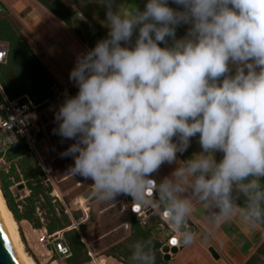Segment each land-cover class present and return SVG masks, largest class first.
Listing matches in <instances>:
<instances>
[{"label": "clouds", "instance_id": "obj_1", "mask_svg": "<svg viewBox=\"0 0 264 264\" xmlns=\"http://www.w3.org/2000/svg\"><path fill=\"white\" fill-rule=\"evenodd\" d=\"M97 2L107 35L77 54L78 90L54 113L53 133L74 141L60 153L69 172L101 200L155 204L184 245L195 210L210 234L233 219L264 230V0ZM197 136L201 150L178 158ZM165 163L175 167L157 183ZM130 250V264H155L151 240Z\"/></svg>", "mask_w": 264, "mask_h": 264}, {"label": "crops", "instance_id": "obj_2", "mask_svg": "<svg viewBox=\"0 0 264 264\" xmlns=\"http://www.w3.org/2000/svg\"><path fill=\"white\" fill-rule=\"evenodd\" d=\"M57 1L62 4L61 0ZM71 1L75 5V11L62 4L72 12L71 27H69L36 0H0L7 9V14L21 25L22 32L33 53L40 58L56 85L61 89L70 86L71 92L76 94L78 89L69 80V72L74 67L77 54L94 47L97 40L106 37L108 29L104 23L106 19L105 5L98 3L97 0ZM132 3L133 6L143 10L146 0H135ZM169 3L172 7H178L172 4L171 0ZM127 4V0H113V9L121 7L126 11L130 8ZM79 12L83 13L85 19L78 18ZM90 27L95 30V35L91 32ZM187 27V25L177 27V38L185 34ZM193 138L186 151L187 155L178 154V158L185 159L201 150L198 136ZM41 146H45L44 140L39 143V147ZM217 160L219 159L217 158ZM174 167V164L165 163L151 174V178L159 183ZM261 182L264 183V181ZM89 189H91L89 196H79L74 199L75 203L82 200L80 205L84 209L87 207L89 209V204L92 206L93 202H90L89 199L96 195L92 184ZM118 196L117 205L124 199V194ZM125 216L128 220L130 213ZM202 217L201 210L194 211L189 220L195 228L194 241L189 245L181 246L170 260L165 262L166 264H219L223 261L228 264H264V230L252 229L238 219H233L222 223L214 233L210 234ZM151 219L159 220L158 216L152 215L146 221L149 222ZM22 222L26 223L27 221ZM154 235L162 246L168 244L170 240L169 232L159 231L157 227H155ZM210 247L218 254L217 259L208 251Z\"/></svg>", "mask_w": 264, "mask_h": 264}, {"label": "trees", "instance_id": "obj_3", "mask_svg": "<svg viewBox=\"0 0 264 264\" xmlns=\"http://www.w3.org/2000/svg\"><path fill=\"white\" fill-rule=\"evenodd\" d=\"M36 1L71 27L72 12L69 9L59 2L52 5L50 0ZM0 41L8 46L6 62L0 64V104L3 102L2 94L9 100L26 95L33 104H40L47 99L51 95V86L56 84L55 80L45 69L40 58L33 53L19 22L8 14L0 13ZM39 137H42V134ZM5 159L8 166L6 170L0 171V190L15 221L18 223L27 221L32 224L33 229L44 228L49 235L69 228L74 217L78 218V214L69 215L60 206V214L57 216L56 205L60 202L50 197L49 187H44L43 171L30 148L20 141L6 152ZM20 182L24 183L23 187L29 191V195L22 201H16L10 189ZM21 187L19 185L16 189ZM42 218L47 221L45 225L40 220ZM128 222V235L112 245L107 256L117 259L121 264H130V244L138 239H146L152 241L155 264H166L160 252L162 245L154 235L159 220L142 223L140 218L130 214ZM80 225L79 228L69 229L63 233L70 251L65 264H84L91 258L82 241L85 227Z\"/></svg>", "mask_w": 264, "mask_h": 264}, {"label": "rangeland", "instance_id": "obj_4", "mask_svg": "<svg viewBox=\"0 0 264 264\" xmlns=\"http://www.w3.org/2000/svg\"><path fill=\"white\" fill-rule=\"evenodd\" d=\"M134 1L135 0H127V6L131 8L134 5L132 3ZM56 2L58 1L50 0L52 5H55L54 3ZM117 4L119 5L118 1ZM74 22L76 21L74 20ZM41 119L45 124V132L43 133L45 146L39 147L38 153L43 159L44 165L52 169L51 177L54 180L53 186L45 184L44 187L50 188V197L51 194H55L61 198L57 199L60 202L59 205H56L57 216L60 214L61 206L64 210L68 209V214L77 213L78 218L74 217L73 221L79 222V220L84 217V212L81 209H73L75 208L74 199L79 196H89L91 194V189L89 188L93 181L90 178H84L80 175L74 176L69 172V168L74 164V160L71 156L61 157L60 153L68 148L74 141L71 139H63L53 133V129L58 126L54 119V114L42 116ZM192 139L194 138H191V140ZM184 155H187V153L184 152ZM221 155V153H217L216 157L221 158ZM20 185L22 186L21 188L16 189L14 185L10 190H12V192L16 190L21 192V190L24 189V183L20 182ZM118 198L119 196L113 201H107L101 200L95 195L89 199L93 204L92 206L89 204L88 216H85V218L80 221L81 225L85 227L82 241L91 257L90 260L84 264H121L117 259L107 256L110 247L123 240L128 235V230L122 227L123 223L127 221V218L124 214L119 212L118 205L116 204ZM153 221L154 220L151 219L149 222ZM41 222L44 225L47 223L43 218ZM17 224L24 250L36 264H52L53 261H57L53 264H65L64 258L58 257L50 251V242L39 241L41 230L33 229L32 224L29 222H17Z\"/></svg>", "mask_w": 264, "mask_h": 264}, {"label": "built area", "instance_id": "obj_5", "mask_svg": "<svg viewBox=\"0 0 264 264\" xmlns=\"http://www.w3.org/2000/svg\"><path fill=\"white\" fill-rule=\"evenodd\" d=\"M7 52V44L5 42L0 41V64H4L6 62ZM50 90L51 95L40 104L31 103L28 96L26 95L15 100H9L2 94L3 102L0 104V171L6 170L8 166V162L5 159L6 152H8V150L13 145L22 141L30 148L31 152L35 155L38 164L43 171L45 184L53 186L54 180L51 177L52 169L44 165L43 159L38 153L39 143L44 140L43 133L45 132V124L42 122L41 118L42 116H49L54 114L55 111L58 109L59 105L63 102L65 95L75 94L71 92L70 86L61 89L56 84H53ZM40 134H42V137H39ZM18 185H20V183L15 184L14 188ZM12 194L16 198V201H22L26 196L29 195V191L24 188L23 193L16 190L12 192ZM51 197L54 200L55 198L60 199L59 196L55 194H51ZM126 197L127 195L124 194V199L118 203L119 212L121 214H134L136 215V217L141 219L142 223H144L147 218L152 215L158 216L159 222L156 226L157 229L159 231H168L170 239L175 238L176 240H178L176 238V230L165 221V218L163 216L164 212L159 211L155 204H153L151 207L145 204H138V211L133 212L131 210V206L135 203L128 202ZM75 207L77 209H81L84 212V217H82L79 222L73 221V225L67 228L68 230L72 228L76 229L79 224H81L80 221L84 219L85 216H87L86 213L89 210L88 207L84 210V208L77 202L75 203ZM65 211L69 213L68 209H65ZM36 212L37 215L40 217V213L38 212V210H36ZM40 220L42 221V219ZM122 227L128 230V220L123 223ZM67 229L57 231L49 235L47 231L43 228L40 231L39 241L47 243L50 242V251L53 254H56L58 257L66 259L70 255L69 248L66 245L63 236L64 231H66ZM164 254H169L170 258L172 256L170 252H161L162 256ZM219 264L228 263L223 261Z\"/></svg>", "mask_w": 264, "mask_h": 264}, {"label": "water", "instance_id": "obj_6", "mask_svg": "<svg viewBox=\"0 0 264 264\" xmlns=\"http://www.w3.org/2000/svg\"><path fill=\"white\" fill-rule=\"evenodd\" d=\"M61 3L64 6H66L68 8H71L73 11H75V9H76L75 5L73 4V2L71 0H61ZM0 13L7 14V9L5 8V6L1 2H0ZM90 30H91V32L94 35L96 34L95 30L92 27H90ZM147 194L149 196L152 195L151 189H149ZM153 195L155 196V193H153ZM126 199H127L128 202H134L135 203V204H133L131 206V210L133 212H137L138 211V206L137 205L140 204V203L135 202L133 197H131L130 195H127ZM163 216H165V214H163ZM189 225L192 228V230L195 232V228L190 222H189ZM173 240H175V243H173ZM183 245L184 244L181 243L179 240H176L175 238H171L169 240L168 244L162 246L160 250H161L162 253L170 252V254L173 255ZM208 251L210 252V254L215 259L218 258V254L216 253V251L212 247L208 248ZM162 260H163V262H168L170 260V255L169 254H164L162 256ZM0 264H21L20 259H19L18 255H17V252H16V250L14 248V245H13V243L11 241V238H10V236L8 234V231H7L6 227H5V224H4L3 220H2L1 215H0Z\"/></svg>", "mask_w": 264, "mask_h": 264}, {"label": "bare ground", "instance_id": "obj_7", "mask_svg": "<svg viewBox=\"0 0 264 264\" xmlns=\"http://www.w3.org/2000/svg\"><path fill=\"white\" fill-rule=\"evenodd\" d=\"M78 203L80 205L82 203V200L78 201ZM0 215L2 217L4 224H5V227L8 231V234L11 238V241L14 245V248L17 252V255L20 259L21 264H36L34 262V260L24 250L23 242H22V240L20 238V234H19L18 224L15 221V219L13 218L9 209L7 208L5 200L2 196L1 190H0ZM56 262L57 261H53L52 264L56 263Z\"/></svg>", "mask_w": 264, "mask_h": 264}, {"label": "snow or ice", "instance_id": "obj_8", "mask_svg": "<svg viewBox=\"0 0 264 264\" xmlns=\"http://www.w3.org/2000/svg\"><path fill=\"white\" fill-rule=\"evenodd\" d=\"M173 243H175V240H173Z\"/></svg>", "mask_w": 264, "mask_h": 264}]
</instances>
